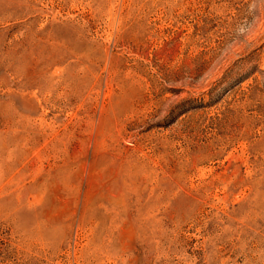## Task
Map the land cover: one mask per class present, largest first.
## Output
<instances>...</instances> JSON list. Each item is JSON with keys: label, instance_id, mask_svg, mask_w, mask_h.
I'll return each mask as SVG.
<instances>
[{"label": "rangeland", "instance_id": "374dc122", "mask_svg": "<svg viewBox=\"0 0 264 264\" xmlns=\"http://www.w3.org/2000/svg\"><path fill=\"white\" fill-rule=\"evenodd\" d=\"M0 264H264V0H0Z\"/></svg>", "mask_w": 264, "mask_h": 264}]
</instances>
